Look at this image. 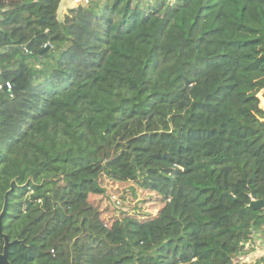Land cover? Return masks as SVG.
<instances>
[{
  "label": "trees",
  "instance_id": "trees-1",
  "mask_svg": "<svg viewBox=\"0 0 264 264\" xmlns=\"http://www.w3.org/2000/svg\"><path fill=\"white\" fill-rule=\"evenodd\" d=\"M60 2L0 0L9 263L239 264L264 235V0Z\"/></svg>",
  "mask_w": 264,
  "mask_h": 264
},
{
  "label": "crops",
  "instance_id": "crops-1",
  "mask_svg": "<svg viewBox=\"0 0 264 264\" xmlns=\"http://www.w3.org/2000/svg\"><path fill=\"white\" fill-rule=\"evenodd\" d=\"M74 6L73 0H61L58 14L61 15L67 8ZM250 251L247 255L238 258L239 264H253L258 259L264 258V235L256 234L252 244L248 245Z\"/></svg>",
  "mask_w": 264,
  "mask_h": 264
},
{
  "label": "water",
  "instance_id": "water-1",
  "mask_svg": "<svg viewBox=\"0 0 264 264\" xmlns=\"http://www.w3.org/2000/svg\"><path fill=\"white\" fill-rule=\"evenodd\" d=\"M14 185H15V182L12 181L10 190L14 187ZM6 204H7V194H5L3 207H2V210H1V213H0V237L4 241L3 250H2V253H0V264H10L9 261H8V250H9V247L12 244L17 243V241L10 242L8 240V238L6 237V235H4L2 233L1 219H2V217H3V215H4L5 211H6ZM249 206L252 209L259 210V209L264 207V202H262V201H253Z\"/></svg>",
  "mask_w": 264,
  "mask_h": 264
},
{
  "label": "rangeland",
  "instance_id": "rangeland-1",
  "mask_svg": "<svg viewBox=\"0 0 264 264\" xmlns=\"http://www.w3.org/2000/svg\"><path fill=\"white\" fill-rule=\"evenodd\" d=\"M261 103L264 106V99L261 100ZM105 187L108 193L112 196V199L116 201V204H115L116 206H118L117 203L120 202V199H119L120 196H125V203L130 204V205L135 204V199L131 200L132 196L130 194V191H128L127 187L121 186L118 184L109 183V182L105 183ZM142 210L147 211L148 208H143Z\"/></svg>",
  "mask_w": 264,
  "mask_h": 264
},
{
  "label": "built area",
  "instance_id": "built-area-1",
  "mask_svg": "<svg viewBox=\"0 0 264 264\" xmlns=\"http://www.w3.org/2000/svg\"><path fill=\"white\" fill-rule=\"evenodd\" d=\"M90 0H73V4H87ZM6 88H10V85L7 83Z\"/></svg>",
  "mask_w": 264,
  "mask_h": 264
}]
</instances>
